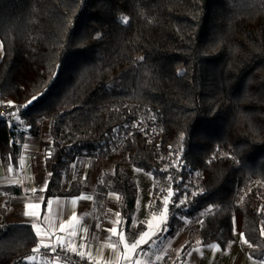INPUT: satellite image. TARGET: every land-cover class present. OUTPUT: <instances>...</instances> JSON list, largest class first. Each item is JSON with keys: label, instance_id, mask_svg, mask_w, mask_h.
I'll list each match as a JSON object with an SVG mask.
<instances>
[{"label": "trees", "instance_id": "trees-1", "mask_svg": "<svg viewBox=\"0 0 264 264\" xmlns=\"http://www.w3.org/2000/svg\"><path fill=\"white\" fill-rule=\"evenodd\" d=\"M0 43V101L26 127L0 117V160L48 125L44 210L92 188V219L129 226L132 175L95 172L120 152L154 176V210L171 191L156 237L183 235L181 259L242 233L264 260V0H0ZM0 194V264H37L33 224L8 219L23 186Z\"/></svg>", "mask_w": 264, "mask_h": 264}, {"label": "crops", "instance_id": "crops-1", "mask_svg": "<svg viewBox=\"0 0 264 264\" xmlns=\"http://www.w3.org/2000/svg\"><path fill=\"white\" fill-rule=\"evenodd\" d=\"M36 139L38 141L29 138L25 144V152L17 168L4 165L0 160V185L15 183L23 186L25 194L10 199L12 207L8 219L13 222L32 223L40 238L39 246L60 245L75 248L103 264H264V260L256 261L249 257V245L242 233L238 235L237 243L227 249H221L218 244H197L183 259L179 252L183 236L176 238L169 250L160 252L156 259L140 256L137 250L120 244L123 224H120L118 211L114 217L107 218L103 226L92 219V188L85 189L81 195L75 197H53L44 210L43 198L37 194L31 195L45 190L47 185L44 161H41L42 167L39 165L40 160H44L48 153L45 148L42 149L39 141L47 142V139ZM98 164L99 162L93 168ZM111 199L112 204H115L117 196L111 195ZM4 200L5 197L0 194V205ZM29 205L32 207H28ZM27 212H34L36 215L28 216L25 214ZM113 228L117 230L115 233L111 232ZM32 259L35 260V257L32 256Z\"/></svg>", "mask_w": 264, "mask_h": 264}, {"label": "rangeland", "instance_id": "rangeland-1", "mask_svg": "<svg viewBox=\"0 0 264 264\" xmlns=\"http://www.w3.org/2000/svg\"><path fill=\"white\" fill-rule=\"evenodd\" d=\"M0 57H1V43H0ZM48 128L47 124H43V134L41 139H46L45 132ZM33 140L38 141V139L33 138ZM40 146L44 150L47 142L43 140L39 141ZM44 160H40V162ZM39 165L42 167L43 163ZM116 164L126 172L130 173L137 183L138 195L136 201L135 214L133 216L132 222L129 226H122L120 235V244L125 247H131V245L140 240L145 232L148 236L144 237L143 241L138 244L137 250L138 255L151 257L156 259L160 252L169 250L170 245L173 244L176 238L169 236L168 232L162 236L156 237V235L163 229V225L167 220L168 215V205L170 201L171 191H169L161 200L160 207L154 210L152 205L154 202L153 192L156 186V180L151 173L145 172L137 167H135L126 157V154L116 153L112 159H107L103 164H101L96 169V176H99L104 171H111L115 168ZM94 170L91 171L90 175L95 177ZM165 200H167V205H165ZM113 207L115 204H112ZM118 222V221H116ZM183 236V235H182ZM149 247L145 246L149 243Z\"/></svg>", "mask_w": 264, "mask_h": 264}, {"label": "built area", "instance_id": "built-area-1", "mask_svg": "<svg viewBox=\"0 0 264 264\" xmlns=\"http://www.w3.org/2000/svg\"><path fill=\"white\" fill-rule=\"evenodd\" d=\"M25 104L11 100L0 101V117H5L12 126L26 128L18 116L19 111ZM53 249H55L53 251ZM33 256L37 264H103L95 261L88 256L81 255L79 251L60 245L39 246Z\"/></svg>", "mask_w": 264, "mask_h": 264}, {"label": "snow or ice", "instance_id": "snow-or-ice-1", "mask_svg": "<svg viewBox=\"0 0 264 264\" xmlns=\"http://www.w3.org/2000/svg\"><path fill=\"white\" fill-rule=\"evenodd\" d=\"M121 22H122V23L126 22V19H125V20H122ZM38 99H39V96H33L32 101H29V104H31L32 102H34L35 100H38ZM164 203H165V205H167V200H165ZM184 203H185L184 200H181V201H180V204H181V205H183ZM28 207H32V206L29 205ZM209 211H211V209H209ZM25 214L28 215V216H35V215H36V213H34V212H27V213H25ZM73 220H75V216H73ZM37 231H39V230H37ZM116 231H117V230H116L115 228L111 229V232H113V233H115ZM146 236H148V233H147V232L144 233V235L140 238V240L134 242V243L131 245V248H132V249H136L137 246H138V244H140V243L143 241L144 237H146ZM54 250H55V249H53V251H54ZM72 251H75V248H72ZM81 255H83V253H81ZM29 259H31V258H29Z\"/></svg>", "mask_w": 264, "mask_h": 264}]
</instances>
